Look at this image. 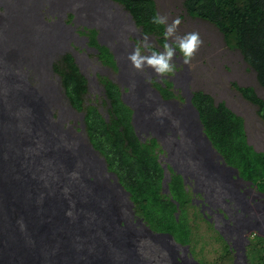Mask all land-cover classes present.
<instances>
[{"label":"bare ground","instance_id":"6f19581e","mask_svg":"<svg viewBox=\"0 0 264 264\" xmlns=\"http://www.w3.org/2000/svg\"><path fill=\"white\" fill-rule=\"evenodd\" d=\"M110 1L124 13L123 5ZM4 57L0 52V264H164L162 253L134 238L135 226L165 246L178 264H205L191 244L154 231L136 215L130 193L106 159L97 158L98 163L81 156L72 137L53 127L51 110L48 114L34 102L31 91L38 87ZM144 72L150 82H131L152 108L138 111L124 93L122 99L133 110L138 136L139 117L140 128L150 135L146 142L154 138L160 146L164 193H170L172 175H181L191 204L222 240L223 255L213 264H258L252 248L258 235L264 238V192L229 166L204 132L188 86L191 75L181 91H174L179 76L171 77L175 88L171 85L166 97L153 87L160 76L147 67ZM90 149L101 155L92 143Z\"/></svg>","mask_w":264,"mask_h":264},{"label":"rangeland","instance_id":"374dc122","mask_svg":"<svg viewBox=\"0 0 264 264\" xmlns=\"http://www.w3.org/2000/svg\"><path fill=\"white\" fill-rule=\"evenodd\" d=\"M155 1L158 13L167 16L168 24L176 18L181 21L175 35L168 39V43L174 44L176 36H183L189 32H198L203 43L187 64L183 62L182 54L177 51L173 58L174 72L165 74V78L160 76L154 81L153 87L159 89L158 87L162 86V89H159L161 93L164 89L170 90L171 84L175 88L171 77L178 75L179 87L174 91L178 89L181 91V87L187 86L185 84L191 75L188 83L191 94L202 90L211 94L216 103L224 101L229 108L245 119L249 143L256 150L264 152V120L259 115V107L246 99L233 85L252 86L259 96L264 98V87L260 84L256 71L239 49H232L227 45L223 32L215 24L190 16L186 10L185 0ZM110 2V0H0V52L5 56L4 62L12 68L20 69L29 81L31 78L33 84L41 91L40 93L36 88V92L31 91V97L36 104L43 106L46 113L50 114L49 109L51 110L57 123V125L53 123V127L66 139L72 137L70 140L78 147L81 156L98 163H101L99 159L101 160L102 156L94 155L90 149L91 142L86 126L87 111H80L73 106L66 94L62 77L56 71V63L66 54L74 56L88 81V91L84 94L85 106L94 105L109 118L110 103L102 79L107 78L118 84L124 93L125 102L134 109L141 111L145 107L152 108L149 100L134 93L131 82V79H137L140 85H145L148 80L150 82V79H144L146 68L143 71L132 69L127 57L134 47L143 46L145 36L148 37L153 49L163 50L159 36L145 33L143 28L134 23L126 8L121 6L124 13L116 12L115 6L119 5L114 4L112 7ZM91 30L97 31L99 43L109 48L114 60L100 57V48L90 40L94 35ZM52 110H55L56 114ZM136 125L141 140L147 141L150 135L140 128L139 117L136 119ZM60 127L66 131V135ZM197 211L201 214L195 207L189 211L195 231L191 249L194 250L197 260L213 264L223 255L222 240H219L218 234L203 216L195 215ZM132 228H135L132 231L137 232L134 238L145 242L149 250L162 253L164 264H178L175 256L145 233L140 226ZM261 238L260 235L255 238L254 247ZM262 249L254 254L258 264L262 263L264 255Z\"/></svg>","mask_w":264,"mask_h":264},{"label":"trees","instance_id":"16d2710c","mask_svg":"<svg viewBox=\"0 0 264 264\" xmlns=\"http://www.w3.org/2000/svg\"><path fill=\"white\" fill-rule=\"evenodd\" d=\"M114 1L126 8L145 33L156 34L161 38L160 42L165 43L164 26L151 23L158 13L155 0ZM185 6L190 16L207 20L223 32L227 45L242 52L264 87V0H185ZM91 31L94 35L90 40L100 48V57L114 60L109 48L99 44L97 31ZM56 71L62 77L73 106L87 111L90 142L106 159L109 171L118 176L130 193L136 215L144 218L154 231L170 233L180 244L194 243L195 231L189 215L193 208L191 195L186 191L182 176L177 174H173L169 182L170 193H164L165 173L159 162L160 146L154 138L146 142L138 136L132 123L133 110L123 101L121 87L107 78L102 79L110 103L107 118L96 106H85L88 81L72 54L58 60ZM233 85L259 107V115L264 120V98L252 86ZM158 88L161 90L162 86ZM165 91L162 90L164 96ZM193 104L214 148L229 166L239 170L244 180L264 192V152L249 143L245 119L224 101L216 103L211 94L202 90L194 92ZM195 215L202 217L198 211ZM257 248L264 250V238L252 248L254 254ZM263 261L264 255L261 264Z\"/></svg>","mask_w":264,"mask_h":264},{"label":"clouds","instance_id":"9594fccd","mask_svg":"<svg viewBox=\"0 0 264 264\" xmlns=\"http://www.w3.org/2000/svg\"><path fill=\"white\" fill-rule=\"evenodd\" d=\"M151 23L157 26H164L165 28L163 33L165 37V43L162 45L163 50L158 51L153 49L148 37L145 36L143 46L134 47L127 57L132 67L137 71H143L147 67L161 77L165 74L173 73L175 70L173 58L177 54V51L182 54L183 62L187 64L203 43L198 32H189L183 36H176V42L174 44L167 42L176 33L177 27L181 23L179 18H176L171 24H168L167 16H162L157 13L152 17ZM145 52L147 54H144ZM29 79L31 81V78ZM31 83L33 84L32 81Z\"/></svg>","mask_w":264,"mask_h":264}]
</instances>
